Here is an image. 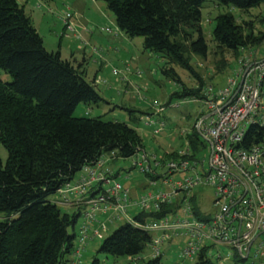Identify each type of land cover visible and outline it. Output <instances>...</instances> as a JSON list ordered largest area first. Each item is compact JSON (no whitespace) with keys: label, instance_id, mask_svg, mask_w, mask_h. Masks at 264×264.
I'll use <instances>...</instances> for the list:
<instances>
[{"label":"trees","instance_id":"trees-1","mask_svg":"<svg viewBox=\"0 0 264 264\" xmlns=\"http://www.w3.org/2000/svg\"><path fill=\"white\" fill-rule=\"evenodd\" d=\"M103 1L119 32L142 38L143 50L164 61L161 74L179 86L171 99L202 98L201 87L180 85L175 69L186 71L202 86L190 58L207 56L201 27L207 0ZM212 1L243 12L264 4V0ZM251 24L238 25L229 13L217 16L212 30L215 53L237 56L260 45L264 34L255 35ZM0 69L11 78L10 83L0 80V145L7 152L4 164L0 158V264H70L67 257H73L76 234H69V228L80 218L81 208L72 206L73 213H62L50 197L102 155L131 158L144 148L141 137L124 122L73 116L79 104L102 101L94 79L88 82L84 67L62 59L60 51L44 48L17 0H0ZM263 138L264 128L251 127L243 145L248 148ZM186 140L193 152L203 146L196 134ZM191 202L193 215L201 218ZM179 206L180 201L161 204L157 212L140 213L134 219L141 224L159 220L177 213ZM151 240L149 232L123 223L102 240L97 252L129 257L135 264H161V255L141 257ZM71 264H76L74 257ZM90 264L103 263L93 259ZM194 264L212 262L203 250Z\"/></svg>","mask_w":264,"mask_h":264},{"label":"built area","instance_id":"built-area-1","mask_svg":"<svg viewBox=\"0 0 264 264\" xmlns=\"http://www.w3.org/2000/svg\"><path fill=\"white\" fill-rule=\"evenodd\" d=\"M72 18V13L67 12L62 17L63 26L83 43L74 31ZM104 31L110 32L108 28ZM239 64L242 67L239 72L218 91L209 87L201 93L202 98L182 99L202 102L206 107V114L201 113L202 118L190 134H185V140L196 134L200 141L207 142V161L203 157L206 151L203 141V146L193 152L186 140L183 148L174 151V157H157L141 150L135 154L132 169L147 178L148 189L133 197L130 189L117 181L120 173L108 167V159L102 155L58 190L57 204L81 208L72 254L76 264L85 245L103 239L108 225L118 222L133 224L152 234L149 244L152 259L161 255L164 243L180 241L181 261L176 264H183V260L195 262L203 250L212 259L215 248L216 260L222 264L219 246L231 250L228 259L264 264V138L248 148L243 145L251 127L264 128V59L241 60ZM135 74L141 76L138 69ZM112 75L117 76V70H112ZM98 83L105 81L94 79V84ZM163 110L157 107L151 115L141 118L145 126L153 129V135L160 133L158 127H164ZM213 112L214 115L203 119ZM108 155L111 160L116 159L114 153ZM171 175L181 177L171 180L168 178ZM200 187L212 188L215 211L207 214L200 210L201 218H196L191 199L196 201ZM175 201H180L175 214L159 220L148 219L142 224L134 219L140 213L157 212L161 204Z\"/></svg>","mask_w":264,"mask_h":264},{"label":"rangeland","instance_id":"rangeland-1","mask_svg":"<svg viewBox=\"0 0 264 264\" xmlns=\"http://www.w3.org/2000/svg\"><path fill=\"white\" fill-rule=\"evenodd\" d=\"M17 1L24 7L25 13L30 16L33 26L43 40L44 48L49 52L60 51L62 59L72 61L69 58L72 53L81 62V48H83L82 43H77L72 33H68V37L62 35L64 31L62 17L67 12H70L73 15L72 21L75 23L74 25H82L86 29L80 28L82 36L86 40L87 38L90 39L89 46L84 47L86 52L85 78L90 82L93 76L97 75L104 79L105 84L102 83L96 86L102 101L96 104H79L74 109V117L99 118L105 122H124L140 135L144 147L143 150L148 154H156L157 157H162L165 153V156L168 157L171 152L173 154L174 151L184 147L185 134H190L194 124L202 118L201 113L206 114V107L202 102L198 101L171 99V94L178 90L179 86L161 74L160 69L164 66V61L157 54L143 50L142 38H128L119 32L115 24V18L107 10L103 0ZM228 13L235 18L238 25H242L244 22L252 23V30L255 35L264 34V4L243 12L221 5L216 1H205L201 9V27L203 38L207 44V56L204 59L194 55L190 58L192 67L200 78L202 86H200L199 81L186 71L176 68L175 71L179 76L181 86L194 89L201 87V93L210 87L213 92H216L225 86L228 79L234 78L235 74L242 68L240 67L241 63L239 64L238 62L241 61L240 58H243L245 52L249 49L241 50L237 56L226 51L221 55L215 53V45L212 41L215 18ZM106 28L109 29V33L104 31ZM115 35L118 37L114 39ZM79 46H81L80 50L78 49ZM94 47L96 50H92ZM117 50L128 53L127 63L123 62L125 58L122 60V54L118 53ZM252 50L253 52L259 51L261 55L264 54V40ZM127 64L129 68L125 70ZM137 69L141 72V76L135 74ZM112 70H117L118 75H112ZM124 78L125 80L122 81ZM0 80L3 83L11 82L10 76L1 69ZM157 107H163L164 109V127H158L157 129L160 133L153 135L151 132L153 129L145 126L144 118H141L143 115L151 113V109L153 110ZM127 110L132 111V113ZM201 141L203 140L201 139ZM203 143L206 147L203 157L207 161L209 157L208 145L205 141ZM0 158L4 164L7 152L1 145ZM104 158L108 159V165L114 172L120 173L117 181L124 186L139 190L148 189L147 178L136 169H132L136 155L128 159L116 158L111 160L107 154L104 155ZM127 176L128 178H125ZM180 177L171 175L168 178L178 180ZM199 190L201 194H197L195 201L197 207L202 212L212 214L215 211L212 204V188L200 187ZM58 199L59 195L54 194L49 200ZM70 206L74 207L75 205L70 204ZM59 208L62 213L71 214L74 212L72 209L65 207L59 206ZM80 221V218H78L75 226L69 228V234H77ZM122 224L120 222L109 224L107 232L102 235L106 238ZM103 239L87 243L80 253L77 264H90L93 259H98L103 264H135L136 260L129 257L114 258L98 253L97 249ZM76 241L77 239L74 242L75 246ZM181 248L182 242L180 241L176 244L164 243L161 246V264H176L181 261L179 259ZM219 248L222 250L220 252L223 259L222 264H248V262L235 263L227 258L231 252L230 249L220 246ZM150 254L151 250L148 246L141 257L148 259ZM215 254L216 248L214 249V257L211 262L212 264H219ZM71 258L73 257H67L70 263ZM183 264H194V261L183 260Z\"/></svg>","mask_w":264,"mask_h":264},{"label":"crops","instance_id":"crops-1","mask_svg":"<svg viewBox=\"0 0 264 264\" xmlns=\"http://www.w3.org/2000/svg\"><path fill=\"white\" fill-rule=\"evenodd\" d=\"M72 23H73V21H72ZM75 23H73V27H74V31L76 32V34H78L79 36H80V38L82 39V41H83V43H86V44H88V45H84L81 41H79L76 37H74L75 38V40H76V42L77 43H82V47L83 48H81V46H79V50H80V48H81V50H82V58H81V62L80 61H78V59L77 58H75V55L74 54H72L71 53V55L69 56V58H70V60H72L71 62L75 65V66H83L84 67V64L86 63V52H85V50H84V47H87V46H89V43H90V39H88L87 38V40L82 36V34H81V29L80 28H83L84 30H86L85 29V27H82V25H80V26H78V25H74ZM69 32H66L65 34H63L62 33V35L64 36V37H68L67 36V34H68ZM73 35H75L74 33H72ZM116 37H118L117 35H115L114 36V39L116 38ZM88 42V43H87ZM96 46H98V45H96ZM118 51V50H117ZM118 53H121L122 54V60H123V58H125V60L123 61V62H125V63H127V61H128V53H124V52H122V51H118ZM148 55H151V54H148ZM125 56V57H124ZM127 56V57H126ZM61 57H62V55H61ZM131 59V58H130ZM246 59H249L250 61H258V60H261V59H264V54H262L261 55V53L259 52V51H254L253 52V50H251V49H249L248 51H246L245 52V55L243 56V58L241 57L240 58V60H246ZM239 60V61H240ZM239 63V62H238ZM125 67H127V68H129V65L127 64ZM100 79V80H104V79H102L101 77H99V76H97V75H94L93 76V78L91 79V80H93V79ZM125 80V78L122 80V81H124ZM101 83H98V85H100ZM126 85H127V83H126ZM96 86H97V84H96ZM153 113V110L151 109V113H149V114H145V115H143V116H146V115H151ZM162 117H164V111L162 112V115H161ZM172 153V152H171ZM166 154V153H165ZM164 156V155H163ZM107 159V158H106ZM109 162V161H108ZM108 162L106 163L107 164V166L108 167H110L109 165H108ZM78 175V174H77ZM77 175H75V177L73 178V180L74 179H76V177H77ZM130 189V192H131V195L133 196V197H135V196H137V195H139L141 192H142V189L141 190H139V189H135V188H129ZM59 200V199H58ZM55 201H57V200H55ZM59 206H61V207H65V208H67V209H73L72 208V206H70V204L68 205V204H59ZM154 236L156 235V234H153ZM72 257V256H71ZM71 262H72V258H71ZM71 264V263H70Z\"/></svg>","mask_w":264,"mask_h":264},{"label":"water","instance_id":"water-1","mask_svg":"<svg viewBox=\"0 0 264 264\" xmlns=\"http://www.w3.org/2000/svg\"><path fill=\"white\" fill-rule=\"evenodd\" d=\"M242 83V80L240 81V84ZM215 114V112H213V113H211V114H207L206 116H204V118L203 119H205V118H207V117H209V116H212V115H214Z\"/></svg>","mask_w":264,"mask_h":264}]
</instances>
